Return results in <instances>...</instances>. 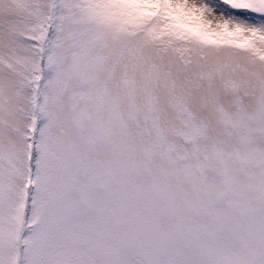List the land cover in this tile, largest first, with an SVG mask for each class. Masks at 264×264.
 <instances>
[{
	"label": "snow or ice",
	"instance_id": "snow-or-ice-1",
	"mask_svg": "<svg viewBox=\"0 0 264 264\" xmlns=\"http://www.w3.org/2000/svg\"><path fill=\"white\" fill-rule=\"evenodd\" d=\"M0 264H264V0H0Z\"/></svg>",
	"mask_w": 264,
	"mask_h": 264
}]
</instances>
